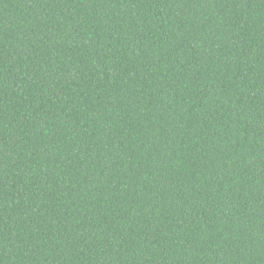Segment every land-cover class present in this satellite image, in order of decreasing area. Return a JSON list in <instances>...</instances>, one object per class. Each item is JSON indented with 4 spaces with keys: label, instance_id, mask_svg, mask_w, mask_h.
<instances>
[{
    "label": "trees",
    "instance_id": "1",
    "mask_svg": "<svg viewBox=\"0 0 264 264\" xmlns=\"http://www.w3.org/2000/svg\"><path fill=\"white\" fill-rule=\"evenodd\" d=\"M0 264H264V0H0Z\"/></svg>",
    "mask_w": 264,
    "mask_h": 264
}]
</instances>
